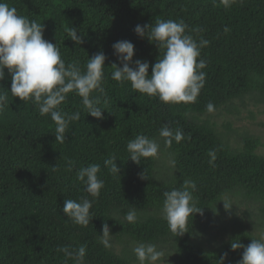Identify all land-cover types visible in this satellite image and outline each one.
<instances>
[{
    "label": "trees",
    "instance_id": "1",
    "mask_svg": "<svg viewBox=\"0 0 264 264\" xmlns=\"http://www.w3.org/2000/svg\"><path fill=\"white\" fill-rule=\"evenodd\" d=\"M6 2L18 14L43 24L44 38L58 44L66 64L79 60L83 68L88 56L105 54L106 97L101 96V103L106 110L103 119L92 117L82 98L69 93L59 108L69 114L80 111V119L69 124L64 143L55 141L50 115H39L31 101L7 92L11 75L4 69L0 93L7 92L9 106L0 113V264H75L58 249L74 252L80 245L87 248L85 264H133L134 252L120 255L112 244L105 248L100 242L105 224L118 240L158 244L171 239L173 264H238L243 249L232 250L231 242L237 238L247 246L258 239L251 232H235L213 250L204 249L193 237L212 207L229 193L258 203L264 217V156L256 152L257 139L247 136L242 149L232 148L213 124L198 116L209 113V103L218 110L247 95L264 101V0ZM169 19L187 24L197 42L209 41L200 50L199 58L207 62L202 70L206 79L195 102L164 103L138 93L130 82L111 79V65L122 67L112 47L121 40L134 45L130 66L136 60L147 61L151 75V66L164 50L138 36L135 28ZM69 27L83 37V44L67 37ZM165 124L182 130L184 139L166 146L159 135ZM138 134L157 140L162 155L175 159L171 173L158 177L156 157L142 158L140 164L129 159L127 143ZM213 151L216 158L210 164ZM112 155L121 168L115 176L104 165ZM92 163L100 164L98 175L105 181L98 198L76 180L79 169ZM186 179L196 182L193 195L202 212L193 214L187 231L176 236L163 218V193ZM81 197L93 201L94 218L88 226L73 223L62 211L65 199ZM132 207L139 217L135 223L125 219Z\"/></svg>",
    "mask_w": 264,
    "mask_h": 264
},
{
    "label": "clouds",
    "instance_id": "2",
    "mask_svg": "<svg viewBox=\"0 0 264 264\" xmlns=\"http://www.w3.org/2000/svg\"><path fill=\"white\" fill-rule=\"evenodd\" d=\"M224 31L227 32L228 28ZM135 32L138 36H146L150 42H155L159 49L164 50L163 56L151 66L152 72L149 75L150 65L147 61L136 60L135 66H130L133 63L134 45L127 40L117 41L112 47L122 67L115 63L111 65V79L121 84L130 82L138 93L157 96L164 103L195 102L206 79V73L202 70L207 67V62L199 58L200 50L209 41L200 39L197 42L182 20H156L154 25H137ZM66 35L77 45L84 42L75 28H67ZM105 60V54L98 52L88 56L83 68L79 60L66 64L58 44L44 38L43 24L18 14L14 6L6 0H0V80L5 78L4 69L7 68L11 75V88L7 92L21 101H31L39 115H50L56 125L55 141L64 143L69 124L80 119V111L69 114L59 108L69 93L75 92L82 98L86 114L103 119V110L106 108L101 103V96L106 97ZM7 92L0 93V113L9 106ZM94 93L100 95H93ZM106 103L105 98L104 104ZM206 107L209 112L215 110L212 103ZM159 135L164 138L168 147L173 140L179 143L184 139L182 130H173L167 124L159 130ZM126 149L129 159L140 164L142 158L158 157L161 145L147 135L138 134L129 140ZM210 156L209 163L212 164L216 153L210 152ZM117 159L112 155L104 161L105 167L114 176L121 172L116 164ZM170 162L175 166V159ZM52 169L56 170V167ZM100 172V164L92 163L82 166L76 173V180L82 182L84 190L94 198H98L105 187V181L98 175ZM142 178L146 179L144 174ZM196 188L195 181L186 179L180 187L163 193V218L176 236H182L187 231L193 214L202 212L193 195ZM221 201L225 210L232 208L230 200ZM92 206L93 201L86 197H81L79 201L65 199L62 211L73 223L88 226L94 218L90 211ZM125 219L129 223H135L139 219L136 207L128 211ZM109 233L110 229L105 224L100 240L105 248L111 247L106 238ZM231 248L243 249L238 264H264V239H251V243L245 246L236 238L232 240ZM58 251L63 252L66 258L74 259L75 264H85L86 245H80L74 252L68 248ZM133 252L140 264H156L163 255L157 245L151 242L138 243Z\"/></svg>",
    "mask_w": 264,
    "mask_h": 264
},
{
    "label": "rangeland",
    "instance_id": "3",
    "mask_svg": "<svg viewBox=\"0 0 264 264\" xmlns=\"http://www.w3.org/2000/svg\"><path fill=\"white\" fill-rule=\"evenodd\" d=\"M198 120H208L214 125L225 142L232 148L242 149L247 136L257 139L256 152L264 156V101L247 95L243 99L233 101L227 108L214 110L198 116ZM160 151L156 157V171L158 177L171 173V163ZM221 200H230L233 204L230 210H225ZM209 211L207 218L202 222V230L198 232L193 241L206 250L219 247L232 234L238 231L251 232L258 239H264V217L260 215L258 203L247 199L238 192L226 194ZM114 246L117 254L123 255L128 251L133 252L137 242L126 237L118 240L114 234L106 237ZM163 253L156 264H173V247L171 239L156 244ZM135 255V254H134ZM133 264H140L137 257Z\"/></svg>",
    "mask_w": 264,
    "mask_h": 264
}]
</instances>
